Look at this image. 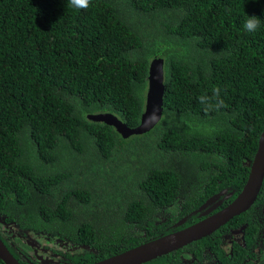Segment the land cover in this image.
Masks as SVG:
<instances>
[{"label": "trees", "instance_id": "16d2710c", "mask_svg": "<svg viewBox=\"0 0 264 264\" xmlns=\"http://www.w3.org/2000/svg\"><path fill=\"white\" fill-rule=\"evenodd\" d=\"M249 15L260 16L254 33L243 28ZM154 57L164 85L154 127L123 137L87 117L139 124ZM263 128L264 0H91L79 10L68 0H0V202L20 201L13 220L75 232L97 249L74 264L169 232L179 217L161 220L158 205L192 177L184 212L225 186L232 200ZM262 199L264 179L253 206L227 223L250 212L253 223ZM217 234L143 264H184L188 251L202 261L207 245L227 260ZM239 251L230 263L255 253Z\"/></svg>", "mask_w": 264, "mask_h": 264}, {"label": "flooded vegetation", "instance_id": "af4514ba", "mask_svg": "<svg viewBox=\"0 0 264 264\" xmlns=\"http://www.w3.org/2000/svg\"><path fill=\"white\" fill-rule=\"evenodd\" d=\"M228 189L229 188L225 186L222 189L216 190L215 192L207 196L205 200L201 204H199L198 207H200L212 195H216L222 192H224V195L226 193L228 194L229 193L227 192ZM224 190H226V192ZM224 195L223 194L220 195L218 198L212 201L207 207H204L201 210H199V208L197 207L191 210L190 212H184L185 209H187L186 206L184 208L179 207L178 209L171 206V211H174L173 212L174 215H178L181 212L184 213L181 215L180 218L176 219L175 222L169 225L167 229L171 228L169 232L178 230L179 225H177L176 223L183 217H187V219L191 221L187 225L184 224L185 222L183 223L184 225L181 224L183 225L182 227H185L204 218L205 216L210 215L212 212L228 204L230 202L228 201V199L231 196H233V193L227 199H223L221 204L217 205L209 213L205 215L202 214V212L206 211L208 208L213 206ZM6 203L8 209L4 207V204ZM19 204L20 201H17L16 203L9 202L8 200H4L0 202V237L6 244L8 249L11 251V253L22 263L74 264L75 263L73 262L74 257H77L78 255H85L86 251L90 252L97 250L96 248L94 249L89 247V245L86 242L79 239V237H77L75 232H68V233L63 231H58V233H52L48 231L45 232L46 231L45 229L32 225L31 223L26 224L23 221L19 220L20 222H18L16 220L11 219L9 211H12L14 208H15L14 210H17L19 208ZM251 206H253V204ZM249 208L246 211H248ZM161 209L162 211L159 212V215H165L166 217H164L163 220L166 221L168 215L171 214V212L169 213L168 209H167L168 211L165 210L166 207H163ZM256 209L260 212V214L259 216L253 219V223L247 220L252 216V213L250 212V215L247 214L244 215V217L241 218L240 220H237L236 223H230V224L226 223L227 225L226 224L222 225L219 229L214 231V232H218V234L215 235V237L220 239L219 248L222 249L223 254L227 256V260L223 255L218 256V253L212 248L208 247L207 245L205 246V248L201 249L202 253L200 252V254L202 255V261L197 260V258L193 256L195 254L188 251L187 253L189 254V256L187 257V259L183 258L181 262L184 261L185 262L184 264H226V262H229L230 257L235 258L234 255H238V253L242 252L239 251L240 249L249 247V248H254L255 253L253 255V259L255 261H259V264H264V243H263L264 199L261 200L260 205L257 206L255 205V210ZM136 228L137 227H133L131 231L129 228V231L131 232L132 235L135 233Z\"/></svg>", "mask_w": 264, "mask_h": 264}, {"label": "water", "instance_id": "95a60500", "mask_svg": "<svg viewBox=\"0 0 264 264\" xmlns=\"http://www.w3.org/2000/svg\"><path fill=\"white\" fill-rule=\"evenodd\" d=\"M148 84L145 94L144 109L140 117V122L134 127L128 126L116 115L108 112L89 113L87 117L93 121L104 122L113 126L123 137L133 134H141L150 130L162 117V100L164 93L163 85V59L154 57L149 62ZM156 117L153 118V113ZM249 172L245 183L237 195L226 205L212 212L210 215L182 227L178 230L149 239L132 248L120 253L113 254L106 258L95 261L91 264H142L158 256L168 254L171 251L182 248L183 246L210 235L230 219L246 211L255 201L261 189L264 179V128L259 134L257 148L251 159L246 160ZM225 191V190H224ZM222 193L212 195L200 207L199 210L207 207L212 201ZM233 192H229L220 198L213 206L202 212L203 215L209 213L223 199H227ZM185 218L176 224L181 225ZM0 259L4 264H22L9 251L8 247L0 237Z\"/></svg>", "mask_w": 264, "mask_h": 264}, {"label": "clouds", "instance_id": "9594fccd", "mask_svg": "<svg viewBox=\"0 0 264 264\" xmlns=\"http://www.w3.org/2000/svg\"><path fill=\"white\" fill-rule=\"evenodd\" d=\"M90 2H91V0H68V4H69V6H71L72 8H74V9H86V8H88L89 7V5H90ZM260 26H261V20H260V16H256V15H249L248 16V18L244 21V24H243V28H244V30L245 31H247V32H249V33H254V32H256L259 28H260ZM219 93H220V89H219V87H217L216 89H214V96L215 97H219ZM200 100H201V102L203 103L204 102V100H205V97H200ZM223 104V101L221 100V101H219V104L217 105L218 107L220 106V105H222ZM156 117V113L154 112L153 113V118H155ZM116 130V129H115ZM246 162V161H245ZM203 179L204 178H202V179H200L199 181H200V183L203 181ZM188 181H190V183H195L196 182V180H195V178L194 177H192V178H190V179H188ZM190 183H184L185 185V188H182V196L181 197H176V199L169 205V206H167L166 207V209L165 210H169V213L171 212V214H169L168 215V217H171V218H175V217H181V215L184 213V212H181V213H179L178 215H174L173 214V212L174 211H171V206H173V207H175L176 209H178L179 207H182V203L184 202L183 201V199L184 198H186V196L188 195V194H190V190L192 189V187H190L189 188V184ZM195 186V185H194ZM189 188V189H188ZM196 190V189H195ZM195 190H194V192H195ZM225 192H226V190H225ZM227 192H231L230 190H227ZM227 194V193H226ZM225 194V195H226ZM223 195H224V193H223ZM236 196V195H235ZM234 196V197H235ZM257 199H258V196H257V198L255 199V201L253 202V204L257 201ZM231 201V200H230ZM21 206H23V208H27V207H30L31 206V203H28V202H25V203H23V204H21ZM161 208H163V206H159L158 205V211H157V216H160L161 217V220H162V218H163V215H159V212H161L162 211V209ZM199 208V207H198ZM167 210V211H168ZM256 211H258V210H256ZM259 214H260V212H259ZM180 215V216H179ZM15 218V217H14ZM183 218H185V221H186V219H187V217H183ZM182 218V219H183ZM16 219V221H18V222H20L17 218H15ZM178 219V218H177ZM182 219H180V220H182ZM184 221V222H185ZM183 222V223H184ZM182 223V224H183ZM227 223V222H226ZM225 223V224H226ZM224 224V225H225ZM220 228V227H219ZM218 228V229H219ZM124 229H126V231L128 232V234H129V228H124ZM216 231V230H215ZM213 233V232H212ZM211 233V234H212ZM250 238V237H249ZM10 251V250H9ZM11 252V251H10ZM243 252V251H242ZM244 253V252H243ZM13 255V254H12ZM14 256V255H13ZM111 256V255H110ZM15 257V256H14ZM16 258V257H15ZM17 259V258H16ZM103 259V258H102ZM19 262H21L20 260H18ZM96 261H98V260H96ZM95 262V261H94ZM22 263V262H21ZM91 263H93V262H91ZM91 263H89V264H91ZM23 264V263H22ZM143 264V263H142ZM226 264H232V263H230V262H227ZM238 264H259V261H255L254 259H253V257H246V256H244V257H242L241 259H240V262L238 263Z\"/></svg>", "mask_w": 264, "mask_h": 264}, {"label": "rangeland", "instance_id": "374dc122", "mask_svg": "<svg viewBox=\"0 0 264 264\" xmlns=\"http://www.w3.org/2000/svg\"><path fill=\"white\" fill-rule=\"evenodd\" d=\"M188 189H189V188H188ZM194 190H195V186H193L192 189L190 190V194H191V195L194 193ZM164 217H166V216L163 215V218H164ZM163 218H162V219H163ZM218 251H219V253H221V250H220V249H219ZM240 255H241V254H240ZM241 256H242V255H241Z\"/></svg>", "mask_w": 264, "mask_h": 264}]
</instances>
